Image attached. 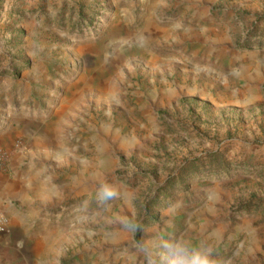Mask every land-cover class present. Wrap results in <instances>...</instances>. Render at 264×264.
<instances>
[{"label": "rangeland", "instance_id": "rangeland-1", "mask_svg": "<svg viewBox=\"0 0 264 264\" xmlns=\"http://www.w3.org/2000/svg\"><path fill=\"white\" fill-rule=\"evenodd\" d=\"M0 181L36 211L0 264H146L169 219L264 264V0H0Z\"/></svg>", "mask_w": 264, "mask_h": 264}, {"label": "clouds", "instance_id": "clouds-1", "mask_svg": "<svg viewBox=\"0 0 264 264\" xmlns=\"http://www.w3.org/2000/svg\"><path fill=\"white\" fill-rule=\"evenodd\" d=\"M124 196L121 188L109 181L99 183L95 192L97 204L105 209H110L114 201L122 200ZM111 220L117 231L129 234L145 231L135 216L113 214ZM172 225L173 220L169 219L158 231L142 236L136 242V251L144 256L146 264H235L237 253L232 256L221 254L225 239L218 230H206L194 222L180 230Z\"/></svg>", "mask_w": 264, "mask_h": 264}, {"label": "crops", "instance_id": "crops-1", "mask_svg": "<svg viewBox=\"0 0 264 264\" xmlns=\"http://www.w3.org/2000/svg\"><path fill=\"white\" fill-rule=\"evenodd\" d=\"M103 80V79H102ZM15 201L20 202L15 204ZM15 206L17 207H14ZM30 204V203H29ZM42 205L38 206L40 209ZM0 211H2L4 217H6L8 222V228L10 232L7 231L6 242L8 240H13L14 238H22L24 240V215L26 214L29 220H33L36 217V211L34 207L28 206V210H24V185L23 184H13L0 181ZM3 240V239H2ZM7 246V245H6ZM30 247V248H29ZM32 246H27L24 250V242L17 248L10 249L8 264H30L34 261L32 257L37 256L35 249ZM31 258V259H30ZM30 259V260H27Z\"/></svg>", "mask_w": 264, "mask_h": 264}, {"label": "built area", "instance_id": "built-area-1", "mask_svg": "<svg viewBox=\"0 0 264 264\" xmlns=\"http://www.w3.org/2000/svg\"><path fill=\"white\" fill-rule=\"evenodd\" d=\"M7 221L4 215L0 212V237L6 233Z\"/></svg>", "mask_w": 264, "mask_h": 264}]
</instances>
